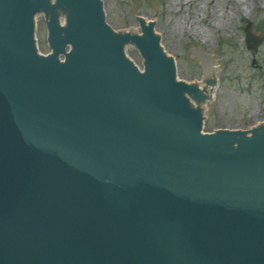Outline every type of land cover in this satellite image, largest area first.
Masks as SVG:
<instances>
[{"label": "water", "instance_id": "1", "mask_svg": "<svg viewBox=\"0 0 264 264\" xmlns=\"http://www.w3.org/2000/svg\"><path fill=\"white\" fill-rule=\"evenodd\" d=\"M137 25L110 29L101 0H0V264H264V123L203 132L213 55L191 49L200 83L179 82Z\"/></svg>", "mask_w": 264, "mask_h": 264}, {"label": "rangeland", "instance_id": "2", "mask_svg": "<svg viewBox=\"0 0 264 264\" xmlns=\"http://www.w3.org/2000/svg\"><path fill=\"white\" fill-rule=\"evenodd\" d=\"M110 29L133 28L137 19L152 21L155 33L175 60L182 80L200 79L201 62L191 49L212 54L220 81L204 114L203 132H248L264 122V0H101ZM263 37L256 51L245 41V27ZM38 44L49 51L44 16H37Z\"/></svg>", "mask_w": 264, "mask_h": 264}, {"label": "bare ground", "instance_id": "3", "mask_svg": "<svg viewBox=\"0 0 264 264\" xmlns=\"http://www.w3.org/2000/svg\"><path fill=\"white\" fill-rule=\"evenodd\" d=\"M140 19L142 20V22H143V25H144V27H146L147 25H149L150 23H152V21L151 20H149V19H147V18H145V17H140ZM151 30H153L154 32H155V30H154V28H153V23H152V28H151ZM125 32H128V30H126ZM161 46V48H162V52L164 53V55L167 57V58H173L172 57V55L169 53V52H167L166 50H165V48L163 47V45H160ZM212 55V54H211ZM174 59V58H173ZM215 60V59H214ZM215 63H216V60H215ZM216 65H217V68H216V73H215V78H214V81H215V83H216V85H217V87H218V84H219V81H220V72H219V65L216 63ZM176 80L177 81H179V82H184V83H189V84H191V80H180V79H178V78H176ZM195 82H197L198 84L200 83V79H196V80H194ZM216 91H217V88H213V98H214V96H215V94H216ZM210 100H204V114H205V112H206V110H207V104H208V102H209Z\"/></svg>", "mask_w": 264, "mask_h": 264}]
</instances>
